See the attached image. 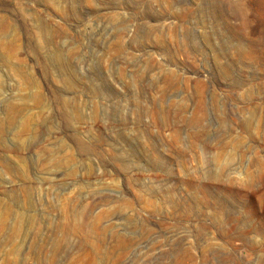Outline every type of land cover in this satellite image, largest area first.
Listing matches in <instances>:
<instances>
[{"label":"rangeland","instance_id":"1","mask_svg":"<svg viewBox=\"0 0 264 264\" xmlns=\"http://www.w3.org/2000/svg\"><path fill=\"white\" fill-rule=\"evenodd\" d=\"M0 264H264V0H0Z\"/></svg>","mask_w":264,"mask_h":264}]
</instances>
